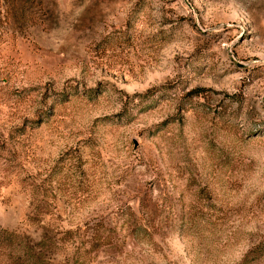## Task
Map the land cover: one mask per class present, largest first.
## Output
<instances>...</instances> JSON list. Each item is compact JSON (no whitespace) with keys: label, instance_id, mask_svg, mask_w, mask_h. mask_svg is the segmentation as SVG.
<instances>
[{"label":"rangeland","instance_id":"374dc122","mask_svg":"<svg viewBox=\"0 0 264 264\" xmlns=\"http://www.w3.org/2000/svg\"><path fill=\"white\" fill-rule=\"evenodd\" d=\"M0 264H264V0H0Z\"/></svg>","mask_w":264,"mask_h":264}]
</instances>
